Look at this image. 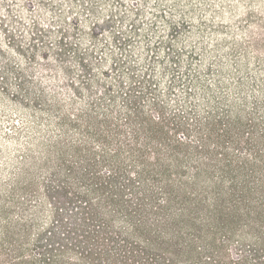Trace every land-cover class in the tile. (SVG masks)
I'll use <instances>...</instances> for the list:
<instances>
[{"label":"rangeland","instance_id":"374dc122","mask_svg":"<svg viewBox=\"0 0 264 264\" xmlns=\"http://www.w3.org/2000/svg\"><path fill=\"white\" fill-rule=\"evenodd\" d=\"M133 103L195 144L214 112L218 139L141 177L100 141ZM261 198L264 0H0V264H264Z\"/></svg>","mask_w":264,"mask_h":264},{"label":"trees","instance_id":"16d2710c","mask_svg":"<svg viewBox=\"0 0 264 264\" xmlns=\"http://www.w3.org/2000/svg\"><path fill=\"white\" fill-rule=\"evenodd\" d=\"M35 86V85H33ZM35 90H39V88H37V86L34 88ZM53 91V90H52ZM46 92H43V94H45ZM55 91L53 92H47V97H52V99H55L56 95H55ZM45 94V95H46ZM51 99V100H52ZM111 101V100H110ZM112 106H115V101L112 99ZM210 103V102H208ZM133 107L132 109L129 108V106H125V110L126 112L120 114L121 116H125L124 117V122L126 123H122L121 122V116L120 118L117 120L116 123H111L112 125L109 126L108 131L106 133L103 134L102 137H100V141H102L103 143H109L110 140H112L114 142V147H116L115 150L110 151L111 153H105L104 156L109 158H112L114 160L120 159L118 160L119 162L122 159V155L123 152H125V155H128V158L133 161L135 164L138 165V167H140V173L139 175L142 177L144 175H152L155 174L156 177L160 176H164V177H170L167 174V171L169 170V168H173L174 170H178L179 172L172 173L171 171H168L170 174L172 175H176L179 177H184L185 174L183 172V170L185 169V166L183 165L184 163H186V159H188V157H195L198 158L199 154L202 152H205L206 149L205 148V144L206 142H211L213 143L214 139L217 140L218 139V135L216 134L217 131V122L219 117H217L216 115L212 114L214 112L208 114V119H205V124H207L205 126V124H202L205 126V128L208 130V135L205 138H203V142H197V144H195V142H193L192 140H179V136H174L173 138H171V135H169V133L167 131H165L164 129V125L163 122H157L154 119H152L150 116H148L147 114L143 113L142 111L138 110L137 104L133 103ZM208 105V104H207ZM53 108L58 107V104L56 105V107H54V104L52 106ZM211 107L210 104L206 107ZM213 108V107H212ZM128 111V112H127ZM59 112V111H56ZM50 118H49V124L50 125H57V121L58 120H63L60 116L54 115V113H52L50 110L48 112ZM158 119V117H157ZM110 122V121H108ZM201 127V126H200ZM63 127H61V130L59 129V131H62ZM238 131L240 129H237ZM228 134L227 131L225 132V135ZM238 134V132H237ZM49 137V136H48ZM55 137V136H54ZM51 138L50 140H47V142H42L41 138H37L36 139V144L39 145L38 148H40V150H44V153L47 155H42L41 156V161H52L55 159V152L60 144V142L56 139ZM62 137V136H59ZM68 137V135L66 136ZM228 138L230 137L227 136ZM205 141V143H204ZM39 143V144H38ZM204 144L201 145V144ZM34 145V144H33ZM71 146V144H70ZM55 150V152L53 150ZM152 151L151 155L149 156V152ZM114 154V155H113ZM212 156L214 159H212ZM108 158H105V162L107 161ZM36 160H38L37 157H31V159L29 158V160L27 162V165L32 164V162H36ZM202 160V158H201ZM204 160V159H203ZM200 161V160H199ZM206 162L211 161V162H219L221 161L219 159V157H217V155H208L205 157ZM226 161V160H224ZM201 165L202 166H206V163H203L202 161ZM226 162H224L225 164ZM226 166H228L227 164H225ZM198 171H202L203 173L204 170H201L200 168H196L193 171V175L192 177L195 178V175L198 174ZM184 174V176H182ZM165 189L167 190V194L165 195V200H162V206L161 208H151V213L156 214L159 216V219H163V225H165V215L164 213H166L167 211L166 208L168 206V202L171 201V195L170 194V187L167 189L165 187ZM241 198H238V200H240V202H246L249 204H256L255 201L257 202L256 198L253 196V194H241ZM261 202L262 203L263 198H261ZM155 210H158L155 211ZM182 210L179 209L176 211V213L181 212ZM172 215L171 217L168 218V220H174L175 218H177V214ZM256 214L258 215L257 212H253L252 214ZM168 216V215H167ZM180 216H183V214H181ZM162 223V222H161Z\"/></svg>","mask_w":264,"mask_h":264}]
</instances>
